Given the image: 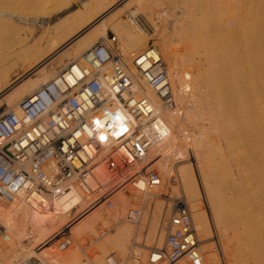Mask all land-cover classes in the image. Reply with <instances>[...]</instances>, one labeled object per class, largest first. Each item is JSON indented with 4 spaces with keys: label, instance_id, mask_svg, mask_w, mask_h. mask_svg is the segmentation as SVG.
Returning <instances> with one entry per match:
<instances>
[{
    "label": "bare ground",
    "instance_id": "1",
    "mask_svg": "<svg viewBox=\"0 0 264 264\" xmlns=\"http://www.w3.org/2000/svg\"><path fill=\"white\" fill-rule=\"evenodd\" d=\"M29 1L35 2L37 10L31 15H18L22 21L48 17L60 9L58 4L62 0ZM178 1L88 0L82 9L60 18L32 43L18 49L17 59L27 65L26 73L32 76L0 75V104L6 101L11 108L8 111L19 113V102L42 86L59 77L72 86L74 76H80L79 68L88 72L83 55L96 40L106 39L107 30H111L128 49L142 51L148 41H155L169 62L167 65L172 67L170 85L175 97V105L164 108L155 93L141 79L137 80L140 93L150 100L166 133L165 139L150 149L142 163L144 171L146 167H155L160 172L157 194L148 187L142 193L146 182L141 173L133 176H139L138 189L128 196L122 190L116 191L108 198L109 207L105 201L89 208L95 197L92 193L83 202L72 193L51 202L35 195L31 203L24 201L23 194H19V199L10 198L12 202L0 196V225L4 228L0 237V264H27L24 259L28 255H36L39 264H86L80 259L86 247L90 250L86 251L90 264H103L104 257L111 252L125 258L131 238H142L139 231L145 226V218L135 230L121 223L124 211L135 207L137 200L155 204L156 212H150L151 220L147 216L149 229L145 230L148 233L144 241L160 248L164 233L160 225L157 230L158 221L169 214V209L162 211V203L166 202V208H170L173 195L165 194L178 189L169 186L171 191H168L167 180L176 174L181 183L177 179L181 192H177L179 195L175 192L176 198L183 197L181 201L193 209L192 222L200 243H204V247L200 245L206 253V256L201 254L204 264H219V259L221 264L230 260L239 264L234 259L244 253L248 254L250 264H264V0H210L206 4V21L197 24L188 11L195 2L180 0L184 8L182 16L177 18L170 34L166 22ZM131 2L135 8L125 18L121 17V10ZM156 7L161 8L156 11ZM13 16L0 12V17L10 25ZM176 38L184 47L180 56L173 51ZM45 40L47 44L43 46L41 42ZM72 62L76 67L65 72ZM58 63H63L62 67L50 73L52 65ZM130 71L137 75L132 67ZM220 140L226 142L230 154L236 152L232 167L221 177L218 174L223 165ZM103 168L99 165L94 170L89 180L93 188L98 181L99 189H106L109 178L105 177ZM200 197L209 206V219L204 209H200ZM36 201L42 202L43 207L39 208ZM147 204L143 205L147 207ZM109 222H113L115 231L99 240L102 234L97 233V227ZM223 228L234 232L236 239L221 233L224 240L219 245L218 259V254L207 255V248L211 233L216 229L224 231ZM53 231L71 234L66 253L51 248L47 236ZM133 233L140 237L132 236ZM90 236L94 240L90 239L89 246L86 240ZM28 238L29 248L23 245V240ZM123 264L129 263L126 260ZM140 264H147L144 255Z\"/></svg>",
    "mask_w": 264,
    "mask_h": 264
},
{
    "label": "built area",
    "instance_id": "2",
    "mask_svg": "<svg viewBox=\"0 0 264 264\" xmlns=\"http://www.w3.org/2000/svg\"><path fill=\"white\" fill-rule=\"evenodd\" d=\"M82 59L88 72L79 68L80 76H74L72 86L59 77L23 98L19 113L0 115V196L19 199L23 194L24 201L31 203L35 195L51 202L72 193L83 202L92 193L95 197L89 208L105 201L109 207L108 198L116 191L128 196L138 189L139 176H133L141 173L146 187L157 194L159 171L146 167L147 163L144 171L142 163L166 133L150 100L140 93L137 80L155 93L162 107H173L175 97L166 62L153 45L126 55L114 35L99 39ZM74 67L72 62L65 72ZM130 67L137 75L131 74ZM99 165L109 178L104 190L99 189L100 182H94L95 188L89 182ZM137 166L143 168L137 170ZM168 184L177 186V178L170 177ZM182 198H171L169 214L161 219L164 242L160 248L147 245L143 233L139 240L132 237L125 258L111 252L105 264L126 260L140 264L143 255L147 264H204L191 211ZM36 205L43 207L42 202L36 201ZM140 206L128 211L127 223H141ZM3 234L0 225V237ZM49 242L63 251L71 244L70 234L59 231Z\"/></svg>",
    "mask_w": 264,
    "mask_h": 264
},
{
    "label": "rangeland",
    "instance_id": "3",
    "mask_svg": "<svg viewBox=\"0 0 264 264\" xmlns=\"http://www.w3.org/2000/svg\"><path fill=\"white\" fill-rule=\"evenodd\" d=\"M87 1L88 0H65V1L62 0L58 4V6H59L60 9L53 11L48 17H46V18H38L35 21H31V20H29V21H22V20H20L18 18V15H21V14L22 15H31V14H33L37 10L35 8L36 7L35 2L29 1V0L28 1L27 0H0V12H2V13L4 12L6 14L7 13L15 14V16L12 17L14 21H13V24H11V25L7 22V20L5 18H1L0 17V75H22V76H24V75H31L32 76L31 73H26L27 65L24 62H21L19 59H17L16 53H17L18 49L21 48V47H23V46H26L27 44L32 43L35 40V38H37L38 35H40L47 27H49L51 24H54L60 18L66 16V15L72 13V12H76V11H79L80 9H82L83 6H84V4ZM188 1H189V3L195 2L194 5L190 6L189 9H188L189 13L193 17V18H191L193 20V23L197 24V23H202L203 21H206V16H207V13L206 12L208 10L207 7H206V4L210 3V0H188ZM62 3H63V6L61 5ZM121 4L122 3H120L118 5L121 6ZM176 5H177V7L173 10V15L166 22L167 30H168V32L170 34H171L172 28L176 24L177 18H179V17L182 16L181 15L182 9H184L183 8V5L180 4V0L178 1V3ZM134 8H135V4L131 2V4L127 8L121 10L122 12H121L120 16L123 17V18H125L127 15H129V12H131ZM160 8L161 7H156L155 10L157 11ZM106 35L107 36L114 35L116 37V41H117V44H118L119 48L122 47L120 49L126 55L129 54V52L132 53L133 51H136L137 52V51L141 50V49H139V50L138 49L137 50H132V49L126 48L125 45L122 46L123 45L122 44V41L118 38L117 34L114 31L107 30ZM17 38H18V40H17ZM23 38H26L25 41H23L21 43H17L18 41L22 40ZM14 39H16V40H14ZM176 39H174L175 41L173 40V43H174L173 44V47H174L173 51L175 50L174 53L177 54V56H180L182 53H184V47H183L181 41L178 38H176ZM97 41L98 40H96V42ZM154 42L155 41H153V40L148 41V45L146 47H148L149 45H153L154 47L156 46V48L159 51L160 50L159 49V46L157 44H155ZM41 43H43V46H45L47 44L46 40L45 41H42ZM159 53H160L161 57H163L164 61L167 62L166 64H168L169 62L167 60H165L166 58L161 54V52H159ZM62 65H63V63L62 64L61 63L60 64L59 63L58 64H53L52 65V68L50 69V73L51 72L58 71L62 67ZM167 66H168V69H170V71H169V73H170L171 70H172V67H170V64L167 65ZM11 79H12V77H11ZM8 108L11 109L10 106L7 105V102L6 101H3L0 104V115L2 113H4V112L8 111L9 110ZM218 144L220 146V151L222 152L221 154L223 155V157H222V161H223L222 169L220 171H218L219 177H221L223 174H226L227 173V170L229 171L230 167H232V158H233V155L236 152L233 150V155L230 154V151L227 150L226 142H224L222 140H220L218 142ZM159 176H160V172H159ZM176 178H177V176H176ZM178 181L180 183V179H178ZM179 183L176 186V188L179 191L178 190L177 191L174 190L173 191L174 193L175 192L176 193L177 192L178 193L181 192V190L179 189L181 183H180V185H179ZM167 184H168V180H167ZM166 187L168 188V189L166 188L168 191H171V189H169V184ZM224 187H222V188H224ZM159 190L162 192V189H159ZM145 191H146V186L144 185V187L142 189V193L145 192ZM174 193L171 194V193H168L167 192V194H165V195L166 196H168V195L169 196H172L173 195L172 196V199H173V198H176V193L175 194ZM203 199L204 198H202V197H200V199H199L200 209H201V211L204 209L203 212L206 214V216L209 219V217H210V215H209L210 214V211L209 210L210 209L208 208L209 206H207L208 204L205 201H203ZM138 203H139V205L141 204L140 207L143 208V212L145 211L144 213H142V218H145L146 221L148 219L151 220L152 217H150V216H151L152 213H154V211L156 212V210H154L156 208L152 207V204L150 203V201H149L150 204H147L148 202H144V201H141V200L140 201L137 200V202L135 203L136 206L135 207L133 206L132 208L139 207ZM144 203H145V205L147 204V207H145L143 205ZM155 203H157V201H155ZM162 204H163L162 205L163 206L162 211H163V209H165V210L166 209H169V207L166 208V204H167L166 202L163 201ZM153 206H155V204ZM167 206H168V204H167ZM147 208L149 210H147ZM189 208H190V211H191V214H192V210L193 209L191 208V206ZM129 209H131V208L130 207H127V209L124 211V215L122 216L121 223L129 224L126 221V214L128 213ZM151 209L153 210V212H152ZM231 210L230 211L227 210V211L228 212H231ZM150 212H151V214H150ZM143 215L145 217H143ZM164 215H163V217H164ZM147 216H148V219H147ZM161 219L162 218L160 217V219L158 221L159 224L157 226V230H158V227H159V225L161 223ZM146 221H145V224H144L145 225L144 226V229L142 228L139 231V233L142 232L140 236L143 235V232L146 233V235L148 233V231H145V230L149 229V227H148L149 225H146V223H147ZM210 222L212 223L213 221L210 220ZM109 223H110L109 225H105V226L100 225V226H98L99 228L97 227V233L99 235L102 234L100 236V239L99 240L104 239L105 237L109 236L111 233H113L115 231V225L113 224V222H109ZM129 225L133 227V230H135L136 226H133L131 224H129ZM223 229H224V231L223 230H220V229H216V232L211 233L212 236L210 235V237L212 239L210 238L209 243H208V248H207L208 252H207V255L208 254H218V259H219V245L220 244L222 245V241L224 240L221 237V233L224 236H226L227 238H235L236 239V235H234V232H232V231H230V230H228L226 228H223ZM52 235L54 236V231H53V233L51 232V235L50 236H47V238H51ZM133 235H134V233L132 234V236ZM70 237H71V234H70ZM199 237L200 236H198V239H199ZM90 239H91V242L94 240V238L90 236L89 237V241H88V238L86 240L87 241V244L86 245H89V246L91 245ZM71 240H72V238H71ZM137 240H139V239H137ZM29 241H30L29 238L23 240L24 247H28V248L31 247V244H30ZM147 241L148 240H146V244H149ZM199 241H200V239H199ZM203 244L204 243H200L201 246ZM53 245L54 244H52L51 248L53 250H56V252H58L60 254L66 253V251H65L66 249L63 250V251H58L57 249H55V246H53ZM129 245H130V242L128 244V249H129ZM217 246H218V249H217ZM24 247H22V248H24ZM202 247H204V246H202ZM202 247L200 248V251L203 252V253L201 252V254L203 256H206L205 249L204 248L202 249ZM84 249L85 250H84V252H82V255L80 253V259L83 262H86V264H90L88 262L87 256H86L87 255L86 254V251L88 253V251H90V250L87 247L84 248ZM234 255H236V254H234ZM247 255L245 253L244 254H241V255H239V257H236L234 259V261L237 260L239 264H250V261L251 260H250V258L247 257ZM84 257H85V260H84ZM24 260L28 262V261H37L38 259H37V256L36 255H28ZM218 261H219V264H221L220 259ZM230 261H227V264H230V263L233 264V260H230ZM127 262L129 264H134V263L130 262L129 260H127ZM103 264H105V257L103 259Z\"/></svg>",
    "mask_w": 264,
    "mask_h": 264
}]
</instances>
